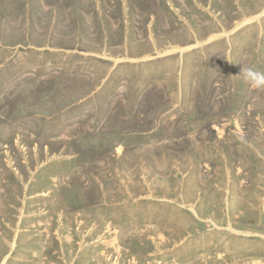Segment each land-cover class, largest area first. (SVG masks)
<instances>
[{"label": "rangeland", "instance_id": "1", "mask_svg": "<svg viewBox=\"0 0 264 264\" xmlns=\"http://www.w3.org/2000/svg\"><path fill=\"white\" fill-rule=\"evenodd\" d=\"M260 75L264 0H0V264H264Z\"/></svg>", "mask_w": 264, "mask_h": 264}, {"label": "clouds", "instance_id": "2", "mask_svg": "<svg viewBox=\"0 0 264 264\" xmlns=\"http://www.w3.org/2000/svg\"><path fill=\"white\" fill-rule=\"evenodd\" d=\"M252 72V69H248L244 75H245V78L247 79L249 77V75L251 74ZM259 75V74H258ZM255 83H264V75H260V78L258 80H255L254 81Z\"/></svg>", "mask_w": 264, "mask_h": 264}]
</instances>
